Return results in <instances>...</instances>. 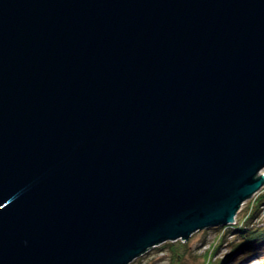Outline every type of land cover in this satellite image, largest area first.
Masks as SVG:
<instances>
[{"label": "water", "instance_id": "water-1", "mask_svg": "<svg viewBox=\"0 0 264 264\" xmlns=\"http://www.w3.org/2000/svg\"><path fill=\"white\" fill-rule=\"evenodd\" d=\"M263 168L264 0H0V264H129Z\"/></svg>", "mask_w": 264, "mask_h": 264}, {"label": "rangeland", "instance_id": "rangeland-1", "mask_svg": "<svg viewBox=\"0 0 264 264\" xmlns=\"http://www.w3.org/2000/svg\"><path fill=\"white\" fill-rule=\"evenodd\" d=\"M263 193L264 185L241 205L240 210L237 212L238 217L247 205L248 207L249 205L253 208L256 207V214L247 221L249 220L250 225L264 226V200L259 206H254L256 204L255 199ZM238 217H235L233 223L199 229L194 231L188 239H179L188 245L187 263L200 264L209 258L214 264H264V248H261L258 254L250 255L247 250L234 247L232 243L234 237L237 241L240 239L237 238L236 233L234 234L236 232L234 228L240 220ZM167 242L148 248L147 251L133 259L129 264H167L170 255L167 250Z\"/></svg>", "mask_w": 264, "mask_h": 264}, {"label": "trees", "instance_id": "trees-1", "mask_svg": "<svg viewBox=\"0 0 264 264\" xmlns=\"http://www.w3.org/2000/svg\"><path fill=\"white\" fill-rule=\"evenodd\" d=\"M264 200V193L257 199H255V205L259 206L262 204V201ZM250 208V209H248ZM255 208L253 207H247L242 209L239 215H236V218L238 217L239 222L238 225L235 226L234 229H236V232L234 234L237 236V238H240L238 241L234 237V241H232L234 247L247 250L248 254H254L259 253L261 248H264V226L254 225L251 224L249 220L247 219L254 217ZM167 242V241H166ZM167 250L170 252L169 260L167 264H188L187 263V255H188V245L186 242L181 241L179 239L175 241H169L167 242ZM200 264H214V262H211L209 258L201 262Z\"/></svg>", "mask_w": 264, "mask_h": 264}, {"label": "bare ground", "instance_id": "bare-ground-1", "mask_svg": "<svg viewBox=\"0 0 264 264\" xmlns=\"http://www.w3.org/2000/svg\"><path fill=\"white\" fill-rule=\"evenodd\" d=\"M262 172H264V170H262Z\"/></svg>", "mask_w": 264, "mask_h": 264}]
</instances>
